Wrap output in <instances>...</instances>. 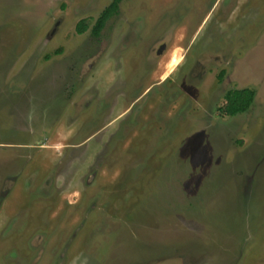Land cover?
Segmentation results:
<instances>
[{
  "label": "rangeland",
  "instance_id": "374dc122",
  "mask_svg": "<svg viewBox=\"0 0 264 264\" xmlns=\"http://www.w3.org/2000/svg\"><path fill=\"white\" fill-rule=\"evenodd\" d=\"M111 1L0 0V264H264V0Z\"/></svg>",
  "mask_w": 264,
  "mask_h": 264
},
{
  "label": "trees",
  "instance_id": "16d2710c",
  "mask_svg": "<svg viewBox=\"0 0 264 264\" xmlns=\"http://www.w3.org/2000/svg\"><path fill=\"white\" fill-rule=\"evenodd\" d=\"M122 0H112L100 13L94 25L91 28V33L95 36L99 34L107 20L113 16L119 7V3ZM87 26L85 21L81 19L76 24V31L82 33L86 30ZM60 50L55 51L56 53ZM255 91L252 88H241L230 90L226 95L225 105L222 107L221 112L227 115H234L240 113L249 108L252 99L254 97Z\"/></svg>",
  "mask_w": 264,
  "mask_h": 264
},
{
  "label": "clouds",
  "instance_id": "9594fccd",
  "mask_svg": "<svg viewBox=\"0 0 264 264\" xmlns=\"http://www.w3.org/2000/svg\"><path fill=\"white\" fill-rule=\"evenodd\" d=\"M185 60L186 53H183L182 50L179 49H173V56L170 60V63L173 65V74L179 71V69L183 66Z\"/></svg>",
  "mask_w": 264,
  "mask_h": 264
},
{
  "label": "flooded vegetation",
  "instance_id": "af4514ba",
  "mask_svg": "<svg viewBox=\"0 0 264 264\" xmlns=\"http://www.w3.org/2000/svg\"><path fill=\"white\" fill-rule=\"evenodd\" d=\"M119 8V7H118ZM118 13V11L114 14V15H116ZM169 32V31H168ZM99 34H100V32H99ZM98 34V35H99ZM97 35V36H98ZM164 45V44H163ZM215 58V57H214ZM195 70L196 69H193L192 70V72H193V75H194V72H195ZM196 74V73H195ZM223 74H225V75H227V72H224L223 70H221L220 72H219V75H220V78L223 76ZM228 79H229V77H228V75L226 76V78L224 79V81H223V83L224 84H226L227 83V81H228ZM242 88H245V87H242ZM234 89H241V88H239V87H235ZM254 96H255V94H254ZM254 98V97H253ZM226 101V100H225ZM224 106V105H223Z\"/></svg>",
  "mask_w": 264,
  "mask_h": 264
},
{
  "label": "snow or ice",
  "instance_id": "6c2138e0",
  "mask_svg": "<svg viewBox=\"0 0 264 264\" xmlns=\"http://www.w3.org/2000/svg\"><path fill=\"white\" fill-rule=\"evenodd\" d=\"M175 62V61H174Z\"/></svg>",
  "mask_w": 264,
  "mask_h": 264
}]
</instances>
